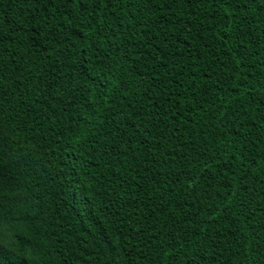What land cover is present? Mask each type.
<instances>
[{
    "label": "trees",
    "instance_id": "1",
    "mask_svg": "<svg viewBox=\"0 0 264 264\" xmlns=\"http://www.w3.org/2000/svg\"><path fill=\"white\" fill-rule=\"evenodd\" d=\"M0 264H264V0H0Z\"/></svg>",
    "mask_w": 264,
    "mask_h": 264
}]
</instances>
